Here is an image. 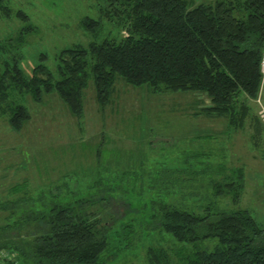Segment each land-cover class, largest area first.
I'll return each instance as SVG.
<instances>
[{"label":"trees","instance_id":"16d2710c","mask_svg":"<svg viewBox=\"0 0 264 264\" xmlns=\"http://www.w3.org/2000/svg\"><path fill=\"white\" fill-rule=\"evenodd\" d=\"M104 1L103 13L113 30L102 41L63 49L57 76L44 63L45 54L30 77L15 56L0 59V116L14 131H22L32 118L21 102L26 95L42 103L45 95L56 92L81 121L89 83L93 81L96 101L104 110L118 79L129 86L146 85L155 94L206 97L209 104L201 114L226 119L229 131L245 127L249 102L259 98L264 83V0H204L197 5L194 0ZM7 3L0 0V11L10 17ZM17 16L29 21L23 11ZM81 25L95 39L105 29L102 21L90 17ZM34 29L28 24L9 41L10 47L25 44L24 34ZM186 163L184 169L160 166L156 174L149 167L146 173L132 171L136 183L145 174L154 194L151 225L159 235L169 234L180 243L175 248L149 247V263L264 264L263 226L250 210L233 209L246 188L245 168ZM127 174L130 168L122 176ZM21 187L12 186L7 200L0 202V211L7 213L0 225V264H105L117 255L111 250L109 228L98 227L99 221L85 209L91 200L35 209L36 199ZM1 252L14 255V260Z\"/></svg>","mask_w":264,"mask_h":264},{"label":"rangeland","instance_id":"374dc122","mask_svg":"<svg viewBox=\"0 0 264 264\" xmlns=\"http://www.w3.org/2000/svg\"><path fill=\"white\" fill-rule=\"evenodd\" d=\"M203 1L194 0L196 5ZM7 5L10 17L0 11V59L11 61L15 56L27 77L41 63L42 54L57 76L63 49L102 41L113 30L103 13L104 0H8ZM19 11L29 16L28 22L17 16ZM85 17L103 22L105 29L98 38L82 27ZM28 24L35 29L24 34L25 44L10 47L9 41ZM21 102L32 114L22 131H14L0 116V202L7 200L14 185H22L36 199L35 209L91 200L85 209L99 221L98 227L109 228L111 250L117 254L105 264H150L149 247L180 246L151 225L154 194L145 174L136 183L131 175L136 169L146 173L149 167L156 174L160 166L184 169L187 160L196 166L203 161L214 167L219 163L244 167L246 188L233 209L250 210L264 229V83L259 98L249 102L252 109L245 127L236 131L228 130L226 119L200 113L209 104L206 97L173 91L155 94L146 85L129 86L122 79L104 110L96 101L93 81L89 83L81 121L56 92L45 95L42 103L31 94ZM191 155L200 160L190 159ZM129 168L130 174L123 177ZM200 204L205 207V202ZM6 215L0 211V225ZM1 255L14 260L12 254Z\"/></svg>","mask_w":264,"mask_h":264},{"label":"built area","instance_id":"2783aa9c","mask_svg":"<svg viewBox=\"0 0 264 264\" xmlns=\"http://www.w3.org/2000/svg\"><path fill=\"white\" fill-rule=\"evenodd\" d=\"M262 117H263V120H264V115Z\"/></svg>","mask_w":264,"mask_h":264},{"label":"crops","instance_id":"0c3cea01","mask_svg":"<svg viewBox=\"0 0 264 264\" xmlns=\"http://www.w3.org/2000/svg\"><path fill=\"white\" fill-rule=\"evenodd\" d=\"M264 63V62H263Z\"/></svg>","mask_w":264,"mask_h":264}]
</instances>
